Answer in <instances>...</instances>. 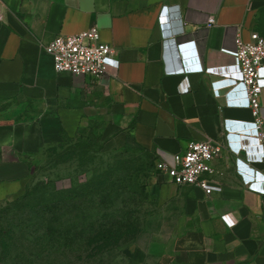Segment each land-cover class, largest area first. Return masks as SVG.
Segmentation results:
<instances>
[{
    "label": "crops",
    "instance_id": "0c3cea01",
    "mask_svg": "<svg viewBox=\"0 0 264 264\" xmlns=\"http://www.w3.org/2000/svg\"><path fill=\"white\" fill-rule=\"evenodd\" d=\"M263 7L264 0H0V202L23 191L45 148L95 122L112 142L156 160L206 141L263 155L253 112L231 82L236 40L250 41ZM94 27L118 68L102 79L57 73L46 46ZM260 106L264 121V91ZM238 167L228 146L206 177L222 193L181 188L184 226L158 264H264V197L245 187ZM252 167L261 184L264 161Z\"/></svg>",
    "mask_w": 264,
    "mask_h": 264
},
{
    "label": "rangeland",
    "instance_id": "374dc122",
    "mask_svg": "<svg viewBox=\"0 0 264 264\" xmlns=\"http://www.w3.org/2000/svg\"><path fill=\"white\" fill-rule=\"evenodd\" d=\"M255 25L264 37V7ZM105 126L62 135L33 159L23 191L0 202V264H158L171 249L184 226L182 187Z\"/></svg>",
    "mask_w": 264,
    "mask_h": 264
},
{
    "label": "built area",
    "instance_id": "2783aa9c",
    "mask_svg": "<svg viewBox=\"0 0 264 264\" xmlns=\"http://www.w3.org/2000/svg\"><path fill=\"white\" fill-rule=\"evenodd\" d=\"M213 24L215 20L211 19L209 27ZM236 45L237 52L233 59L238 70L234 75L235 80L231 82L235 84V89L243 90V106L253 112L256 121L251 125L255 126L253 132L258 135L256 139L263 152V155L259 152L255 157L258 161H264V121L260 106V96L264 91V37L254 32L250 41H244L239 36ZM46 52L53 58L55 70L59 74L102 79L110 69L119 66L115 50L101 41L97 27L76 35L59 36L46 46ZM216 99L222 107L234 106L219 96ZM228 146L211 141L191 142L185 152L171 159L157 160L156 167L172 185L200 189L206 197H212L222 193L223 188L212 184L206 177L215 173L213 163ZM243 184L248 190L264 197V174L261 184L248 181Z\"/></svg>",
    "mask_w": 264,
    "mask_h": 264
},
{
    "label": "clouds",
    "instance_id": "9594fccd",
    "mask_svg": "<svg viewBox=\"0 0 264 264\" xmlns=\"http://www.w3.org/2000/svg\"><path fill=\"white\" fill-rule=\"evenodd\" d=\"M229 147L238 160V163L240 165V168L238 167V174L241 176L243 182L246 183V181H248L249 183H256L258 180V176H262V173L253 168L252 165L260 163L262 161H258L257 158L250 153V150L247 149L244 144H242L240 148H231L230 144ZM242 155L244 156V159L241 157Z\"/></svg>",
    "mask_w": 264,
    "mask_h": 264
},
{
    "label": "trees",
    "instance_id": "16d2710c",
    "mask_svg": "<svg viewBox=\"0 0 264 264\" xmlns=\"http://www.w3.org/2000/svg\"><path fill=\"white\" fill-rule=\"evenodd\" d=\"M152 160L154 161V162H156L157 160H156V158L155 157H153L152 156ZM75 205H76V203H75ZM41 226V225H40ZM39 226V227H40ZM33 228V229H32ZM31 228V231H30V237L31 238H36V237H38L39 235H38V233L37 232H34V231H36L37 229H38V226H34V227H32ZM5 240V239H4ZM4 240L2 241V243H4ZM28 260H24L23 258L22 259H19V262H15V264H26V262H27ZM27 264H30L29 263V261H28V263Z\"/></svg>",
    "mask_w": 264,
    "mask_h": 264
},
{
    "label": "water",
    "instance_id": "95a60500",
    "mask_svg": "<svg viewBox=\"0 0 264 264\" xmlns=\"http://www.w3.org/2000/svg\"><path fill=\"white\" fill-rule=\"evenodd\" d=\"M218 72L222 74L224 72V68L221 66V68H218Z\"/></svg>",
    "mask_w": 264,
    "mask_h": 264
}]
</instances>
